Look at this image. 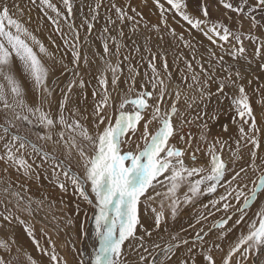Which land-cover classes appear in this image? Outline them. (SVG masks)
<instances>
[{
    "label": "snow or ice",
    "instance_id": "1",
    "mask_svg": "<svg viewBox=\"0 0 264 264\" xmlns=\"http://www.w3.org/2000/svg\"><path fill=\"white\" fill-rule=\"evenodd\" d=\"M29 2L36 4V0ZM62 3L67 15L51 0H40L41 8L51 9L55 13V18L48 15L47 11L44 15L56 26L55 31L61 33L63 44L71 49L74 65V78L69 81L66 89H60L58 108L53 113V93L57 84L52 80L50 86L49 75L55 70L54 65H61L62 72L67 69V65L62 57L57 59L55 53L49 51L21 22L19 17L24 15V8L19 0H0V118L3 120L0 123V163L4 165L3 175L0 176V264H21V253L25 257V264H45V257L47 264H69V260L60 255L55 241L43 228L41 232L48 238L50 247H45L37 239L34 225L21 217L20 213L32 217L33 213H38L45 206L50 208L55 203L43 193V199L22 194L20 189L27 193V185L18 182L21 178L32 181L41 188L43 185L40 181L43 178L59 189L61 204H65L64 196L69 193L75 198L71 207L72 215L66 214V224L74 227V217H78L83 211L81 235L89 239L94 237L89 252L83 249L78 251L71 241L65 243L64 247L69 248L75 257V264H232L234 254L242 246L246 245L241 252L245 259L249 252L259 253L264 249V158H261L259 165L256 163V150L260 148V127L251 100L252 94L259 96V117L264 122V83H260V76L255 74L257 71L264 74V38L255 34L258 27L264 29V23L255 15L259 10L264 19V0H199V16L188 11L185 0H165L168 8L161 0H153L160 12L158 23L145 19L143 13L132 6L131 0H127L126 7L112 3L116 18L107 16L100 34L103 55L94 54L103 64L97 78L100 90L99 93L93 90V110L87 115L82 114L79 107L69 105L72 89L76 86L83 89L85 81L79 71L81 52L77 44L80 32L70 20L73 0H62ZM142 3L147 5L148 0H142ZM213 4L217 11L221 6L225 10L217 18H213L211 14ZM100 7L101 0H95L94 7L88 6L91 16L84 17V22L80 25L86 26L88 33L93 30ZM172 12L190 26L189 31L196 30L210 42L211 46L205 47L199 58L192 40L185 39L182 32L177 33L169 25L168 13ZM61 19L67 22L72 34L71 41L62 32ZM117 21L120 25L117 32L121 39L111 35L108 27L116 25ZM126 21L131 23L130 32L134 36L141 28L145 31L144 48L151 56L148 64L152 75L139 89L136 86L139 70L131 63L130 55H124L123 60L119 59L121 48L126 47L121 43L125 36L122 26ZM245 21L249 24L247 31L244 30ZM162 27L192 52L191 59H184L185 67L180 70V83L173 85L171 89L169 84L172 73L168 71L167 56L162 57L165 74L162 77L154 62L156 53L149 47L152 39L150 33L163 39L160 35ZM245 41L255 45L251 55ZM109 42L114 50L110 49ZM132 46L137 53L140 52L135 40L132 41ZM215 48L219 49L220 54ZM112 56L117 57L115 63L111 60ZM226 56L231 62L225 59ZM254 60H258L255 70L252 67ZM124 61L129 62L127 86L125 89H118L124 72L121 67ZM83 63L85 66L89 64L86 55ZM108 73H111L112 92L109 91ZM243 81H247L248 85L255 81L259 86L250 94ZM185 88L199 95L189 96ZM97 95L99 100L96 99ZM182 95L189 108L199 100L206 109V101L213 97L221 103L225 99L229 101V110L234 112L231 120L238 124L240 136L235 141L236 150L229 149L231 167L220 154L228 141L219 136L209 141L210 128L207 121L199 125V142L207 143L209 160L206 165L196 166L197 153L203 149L199 142L193 147L191 132L186 134L187 139L182 134L184 124L192 123V120L186 121L184 114L179 112L178 103ZM84 98L86 99V95ZM209 119L218 120L219 116L213 113ZM17 122H25L29 131L32 128L42 129L34 135L43 143H37L29 135L20 134ZM221 127L224 132L229 130L228 124H222ZM177 136L184 147L170 143ZM241 140L246 145L251 144L253 150L250 151V163H242L237 168L236 162L243 161L239 154ZM46 144L51 145V150L45 147ZM61 149L63 158L58 154ZM73 153L79 157L76 163L82 173L74 170L69 163ZM186 153L191 167L185 163ZM10 169L18 174L16 180H13ZM165 173H169L164 179L169 182L170 193H174L181 184L188 183L185 203L204 194H214L218 187L224 188V193L210 203L213 207L222 204L225 216L215 220L207 230L201 227L195 232L193 239L184 238L176 232L170 234V239L163 247L159 243L146 246L145 238L150 239L153 231L159 232L162 228L167 231L163 202L159 211L152 206L160 193L149 194V190H154L156 184L163 183L158 178ZM194 177L198 178L188 179ZM230 197L238 207L229 202ZM254 202H257V211L253 218L245 222L247 234L241 232L236 242L229 245L226 255H222L217 261L213 249L220 252L223 249L216 240L223 239L241 225ZM33 204L36 205L35 208ZM81 204L93 209L91 217L87 210L82 209ZM204 207L207 208V205ZM169 208L171 218L175 220L179 200L172 199ZM149 212L151 216L148 215ZM209 215L213 213L209 212ZM206 219V216L201 215L195 223L200 224ZM89 221L93 225L91 236L85 227ZM16 225L23 226L25 234L41 254V259L34 258L18 243L14 231ZM189 227L194 229L195 225L190 224ZM213 229L221 230L215 239L210 237ZM205 237L209 239L206 240ZM181 247L185 249L183 255L173 262V257H176L177 250ZM149 248L153 251H149ZM156 249L159 251L154 254ZM157 257L162 258L158 260ZM236 264H240V261L237 260Z\"/></svg>",
    "mask_w": 264,
    "mask_h": 264
},
{
    "label": "rangeland",
    "instance_id": "2",
    "mask_svg": "<svg viewBox=\"0 0 264 264\" xmlns=\"http://www.w3.org/2000/svg\"><path fill=\"white\" fill-rule=\"evenodd\" d=\"M19 2L21 4V7L24 8V15L22 17H19L21 22L24 23L25 26H27L30 29V31L32 30L31 32L34 35H36L37 37H39V39H41L42 42L43 41L46 42V43L43 42L46 47L50 46L49 51L54 52V53L57 52L59 54V55H57V53L55 54L57 59L62 57L64 60V64L67 65V69L64 70L63 72L61 71V65H59V64L54 65L55 70L53 72H51L49 75L50 86H51L52 80H55L56 84H57L56 91L53 93V103H52V111H53V113H56L57 108H58V102L60 100V89L61 88L66 89L69 81L74 78L73 77V71H72L74 68V65L72 63L71 49L68 48L66 50L65 45H63V40L60 39L61 33H58L55 31L56 26L51 24V22L48 20L47 16L44 15V12L47 11L48 15L53 16L55 18V13L51 9L41 8L40 7V0H36L35 5L31 4L29 2V0H19ZM51 2L56 4L57 8L60 9V11L63 12L65 15H67V11L64 8L62 0H51ZM253 2H254V0H253ZM110 3H113V2H108L107 0H101V7L98 11L99 15H98L97 20L95 21L94 27H93L94 31L92 30L91 33H88L86 26L84 28V27H80V25L83 23L81 21H84V17L90 18V16H91V13L89 12V9H88L89 5H86V3L81 1V0H73V13H72V16L70 17V20L75 23L77 29L80 32V40L77 44V46L79 47V50L81 52V66H80L79 71H80V76L85 81V87L83 89H80L78 86H76L72 89V92L70 93L69 105L73 108L79 107L82 110V114H84V115H87L88 113H90L93 110V96H92L93 90L95 89L98 93L100 90L98 82H97V78L99 76V70H100V68L103 67V64H102V61L94 54L100 53L103 55V42L100 38V34L103 30L104 24L106 23V19L102 18V15L104 16V14L108 11V16H111L113 19L115 18V16H114L115 9L111 8L113 10H111V11H110V9L108 10V8H109L108 4H110ZM94 4H95V0H92L91 5L93 7H94ZM213 5H215V4H213ZM29 9H30V11H29ZM214 9L216 10V6L214 7ZM224 11L225 10L221 6L219 8V10L217 11L218 15L213 16V18L219 17L220 15L223 14ZM78 13H80V14H78ZM196 15L199 16L200 13L197 12ZM231 15H233L235 17L234 13H232ZM255 15L257 16V19H261V22L264 23V19H262V14L259 10H257ZM27 17H28V19H27ZM14 18H16V16H14ZM41 19L43 21H41ZM44 21H46L45 29H47V34H48L47 38L44 37V35L42 36L43 30H42V25L40 23H42ZM98 23H100V24H98ZM97 24L99 25V27ZM33 26H34V28H32ZM60 26H61L62 32L63 33L65 32V34L67 33L66 38L70 39V41H71L72 34L68 29L67 22L64 21L63 19H61L60 20ZM115 26L117 28L120 25H118V24L108 25L110 34L113 36H117V39H120L118 32H115V31H117ZM48 27H50V28H48ZM122 27L124 28V32H125L126 37L125 36L123 37V39H125V40L123 41V39H122L121 43L123 45L126 44V47H122L121 50L124 51L126 53V55H130L131 63L139 70V75L136 77V79H137V85L136 86L139 89L140 85L145 82L144 81L145 80L144 77L146 76L145 73L150 72V73H147V74H149V77L152 75V69H151V67H149V64H148V61H149V59H151V56L149 53L147 54V51L144 48L143 37L146 33H144L145 31L141 28L140 32H142V33L138 32L139 34L137 33L134 36L130 32L131 23L127 22V21L125 22V24ZM171 27L175 28L177 33H181L182 30L184 31V29H187L190 26L187 25V23H185L181 26L180 30L176 26H171ZM37 29H39V30L37 31ZM48 29H49V31H48ZM248 29H249V24L247 21H245L244 22V30L247 31ZM50 30L53 33H51ZM96 30H97V32H96ZM164 30L162 27L161 28L162 33H160V35L163 36L162 40L159 39L155 33H153V34L150 33V35L152 34L151 35L152 39H151V41H149V47H151L152 52L156 53V60L154 62L156 64L157 70L160 72V75L162 77L165 74H164V70L162 68V58L161 57L165 56V55L167 56L168 71H170L172 73V80H171V83L169 84V88L171 89V87L173 85L180 83V75H179L180 70L183 67L184 59L189 58L190 54H187L189 52L188 51L189 48L183 47L180 49L177 47L176 43H170L169 40H166V38H165L166 36L164 35ZM183 31H182V33L186 37V35ZM194 31H196V30H194ZM197 33H199V32H197ZM255 34L257 36H260L261 38H264V29H261L260 27H258L255 30ZM39 35H41V36H39ZM54 35H56V36H54ZM187 35H189V34H187ZM49 36L51 37L52 41H55V43L50 41ZM55 38L58 40H56ZM44 39L45 40L48 39L49 42H48V40L45 41ZM133 40H135L136 44L140 47L139 53H137L132 46ZM59 41L62 42L61 45L65 49L64 51H60V49H57L59 47L58 45H60ZM198 41H203L204 43H202V45H206V44L210 43L206 37H203L201 40H198ZM123 42H125V43H123ZM196 43H195V45L197 47L196 50H199L200 49L199 47L202 45H201V43L199 44V42H196ZM109 44H110V49L114 50V46L112 45V43L109 42ZM56 46H58V47H56ZM245 46L248 49L249 55H251V53L254 51L255 45L250 41H245ZM51 47H54L53 48L54 50L53 49L51 50L50 49ZM163 49H164V51H163ZM178 49L182 50L183 56H185L186 58L183 59V58L172 56L170 54L171 52H175ZM214 50L217 51L219 49L215 48ZM61 52H62V54H61ZM64 53L66 54L65 57H64ZM262 53H264V49H262ZM85 55L89 59V64L87 66H85L83 63V57ZM199 55H200V52H197V58L200 57ZM123 58H124V56L121 54L119 59L123 60ZM225 59L229 60V58L227 56L225 57ZM111 60L113 63H115V61L117 60V57L112 56ZM229 62H231V61L229 60ZM128 63H129L128 61H124V63L121 65V67L124 69V72H123V75H121V77H120V83L118 84V89H125L127 86V80H128V75H129L128 74ZM252 67L254 70L258 67V60H254ZM255 74L260 76V83H264V74H261L258 71ZM108 78H109V91L112 92L111 73H108ZM243 82L245 83V81H243ZM245 86H246V91H248L251 94V93H253V89L258 87L259 84H257L255 81H253V84L251 86L248 85L247 83H245ZM184 90L188 91V94H190L189 96H191L193 94H195L197 96L199 95L198 93H194V91L188 90L186 88ZM213 91H215V86H213ZM85 95H86V99L84 98ZM113 95H115V93H113ZM29 96H31V93H29ZM96 99L99 100V95H97ZM251 100H252L253 108H255L254 110L257 113V118H259L258 119V125L260 127V133H259L260 148L256 150L257 156H258L256 163L259 165L261 163V158H264V122H262L260 120V117H259V110H260L259 105H258L259 96L256 94H252ZM117 103H118V101H117ZM150 103H151V101H150ZM206 103H207V108L205 109L204 105L199 100H197L196 102H194L192 104V107H191L192 109H191L187 106V103L183 99V95H182V97L178 103L179 112L184 114V119L186 121L192 120L191 124H189V125H188V123L184 124L183 129H182V134H185V139H187L186 134L191 132L192 136H193V147H195L196 144L199 142V133H200L199 125L202 124L204 121H207L209 124V128H210V133L208 135L209 141H212L213 138L217 137V136H219L222 140L228 141L227 145L224 146V148L220 154H221L223 159H225L226 161L229 162V166L231 167L232 166L231 165V152L229 151V149H231L232 151H235L236 150L235 141L240 138L239 131H238V124L233 123L231 120V117L234 115V112L229 111V101L227 99L223 100V102L221 103L217 100L216 97H213L210 101H206ZM85 109H86V111H84ZM109 111H112V110L110 109ZM213 113H216L219 116L218 120L209 119V117H211ZM222 113H223V115H222ZM198 115H199V117H201V119H194L195 117H198ZM216 121L218 123H216ZM2 122H3V120H2V118H0V123H2ZM225 122H227V123H225ZM221 123L222 124H228L229 125L228 128H230V127L231 128L227 132H224L222 130V127H220L222 125ZM17 128L19 129L20 134L29 135L30 139L36 141L37 143H43L42 141L37 140L36 136L34 135L35 132L42 131V129L32 128L31 131H29L28 130L29 126L25 122H17ZM214 128H217L218 130L214 129ZM246 128H247V126H246ZM246 128H245V130L247 132L248 128L247 129ZM232 134H234V135H232ZM170 143L176 144L178 147H184V144L179 141L178 136L175 139L171 140ZM199 143H200V147L203 149V151L197 153V156L199 157V155H200V161H202L204 163V165H206L208 160H209V157L207 156L208 145H207V143H204V142H199ZM45 147L48 148L49 150H51L50 144H46ZM87 150L88 149L86 148V151ZM251 150H253L252 145L251 144L246 145L245 141L241 140V146L239 149V154L243 157V161H237L236 162L237 168H239L242 163L243 164L250 163V160H251L250 151ZM58 154L61 155L63 158V150L62 149L60 150V152H58ZM89 155H91L90 151H89ZM186 157H188L187 153H186L184 159ZM78 159H79V157L75 153H73L72 158L70 159L69 163L72 164L74 170L80 171L82 173V169L78 168L77 163H76L78 161ZM3 167H4L3 163H0V176L3 175V172H2ZM9 171L11 172L13 180H16L18 174L14 170L10 169ZM249 174L251 175V170H249ZM167 175H169V173H165L163 176L158 178L159 180L163 181L162 184H156L154 190H152V189L149 190V194H154L155 192L160 193V195L157 196L156 199L152 202V206L155 207L157 209V211H159L160 210V204H161V202H163L164 213H165V217L167 219V231H165L164 228H162L159 232L153 231V235L150 239L147 237L145 238V240L147 241L145 243L146 245H151L153 243H159L161 245V247H163L164 244L170 239V234H174L176 232H179L180 235L184 238L193 239L195 236V232L198 231L201 227H203L205 230H207L208 227L215 220L224 218V216H225V212L222 208V204L217 205L216 207H213L212 204L210 203V201L216 200L219 195L224 193V188L218 187L217 192L214 194H204V195H201L197 198H194L192 202L185 203L184 202V195H185V193L188 192V183L185 182V183L181 184V186L174 193H170L168 190L169 186H170L169 182L164 179V176H167ZM195 178H198V177L188 178V179L192 180ZM18 182L21 184L27 185V193H25L23 189H20L22 194L30 195L35 199H43L44 196L41 195V193H43V194L47 195L50 200L55 201V203L50 208L45 206L38 213H33L32 217H29L26 213H20V215L23 219L29 221L30 223H32L34 225L36 237H37V239H39L41 241L42 244H44L45 247H50V245L48 244V238L46 236H44L43 233L41 232L42 228L44 229V232H46L48 234V236H50L51 239L53 241H55L57 251L60 253V255L65 256L69 260V264H75V257L71 253L69 248L64 247L65 243L68 241H71V243H74L76 245V248L78 251L83 249V251L89 252L90 245L92 243V239H94L93 237H92V239H89V238H86L83 235H81L80 223L84 219L83 211L80 213V215L78 217H74L76 219V225L74 227L68 226L66 224V214L72 215L71 207H72V204L75 203V198L71 197L72 195L69 193L68 195L64 196V201H65V204L67 206H65V204H61L60 199H59L61 193H60L59 189L55 188L52 184H49L47 181L43 180V178H41V181H40V184L43 185L42 188L39 187L38 184H36L32 181H25L23 178L19 179ZM250 186L251 185H249V187ZM245 191H247V189H245ZM188 194L190 195V193H188ZM70 197H71V199H70ZM73 198H74V200H73ZM174 198L179 200V208H178V214H177L175 220H172L169 204L171 203L172 199H174ZM242 199L243 198H241V202H242ZM142 200H143V197H142ZM229 202H231L233 205H235L237 207L239 206L236 204V201L234 199H232L231 197L229 198ZM254 203L256 204V202H254ZM254 203H253V205H255ZM204 205H207V208H205ZM253 205L251 207L252 209L255 208V206L253 207ZM11 206L12 205H10V207ZM35 207H36V205L33 204V208H35ZM81 207H82V209L87 210L88 216L91 217V215L93 213V209L84 205V204H81ZM251 208L248 210V214L245 217V221H242L241 225L234 228L223 239L216 240V243H218V244L220 243V246L223 249V252L217 251L215 248L213 249V255L216 257L217 261H219V259L222 255H226L228 248H229V245L234 244L236 242V240H237V238L241 232H244V234H247V227H246L245 222L249 221L250 218H253V214H254V213L250 214ZM217 209H219V210H217ZM0 210H2V209H0ZM141 211H142V215H143L144 214L143 204L141 205ZM209 212L213 213V215H209ZM230 213H231V209L229 210V214ZM148 215L151 216V213L149 212ZM191 215H192V217H191ZM201 215L206 216L207 219L201 221L200 224H196L195 223L196 220ZM54 217H55V219H54ZM235 218L236 217H233V219H235ZM150 222H151V219L149 220V223ZM190 224H194L195 228L194 229L190 228L189 227ZM91 225H92L91 221H89L85 225L88 232H89ZM230 225H231V221L229 222V226ZM181 229H187V231H181ZM14 231L16 234L17 241L22 246V248L24 250L28 251L29 253H31V255L34 258L41 259V254L36 251L35 246L31 243V241H29V238L27 237V235L24 232L23 226L16 225ZM216 231H219V233H217ZM220 231L221 230L213 229V232L210 233V237L215 239V237L220 234ZM205 239L207 240V239H209V237H205ZM243 247H246V245L242 246L240 251H238L237 253L234 254L232 264H236L237 260L240 261V264H264V249H261V251L259 253L249 252L247 259H245L241 255V252H243ZM13 251L15 254V250H13ZM149 251H153V249L149 248ZM158 251H159V249L154 250V254H155V252H158ZM184 251H185V249L183 247L178 249L176 257H173V262H175L178 257L182 256ZM161 258L162 257H157L158 260ZM20 260H21V264H25V257L23 256V253H21ZM44 260H45V264H47L46 257L44 258ZM198 261H199V258H198Z\"/></svg>",
    "mask_w": 264,
    "mask_h": 264
},
{
    "label": "bare ground",
    "instance_id": "3",
    "mask_svg": "<svg viewBox=\"0 0 264 264\" xmlns=\"http://www.w3.org/2000/svg\"><path fill=\"white\" fill-rule=\"evenodd\" d=\"M81 1H83V2H85L86 3V5H91V3H92V0H81ZM108 2H113V3H115L117 6H119V7H126V5H127V0H107ZM28 2V1H27ZM185 2H186V4H187V6H188V11L189 12H191L192 14H194V15H196V13L198 12L197 11V6H198V2H199V0H185ZM24 3V2H23ZM161 3H165V0H161ZM131 4H132V6L133 7H136L137 8V11H139V12H142L143 13V15H144V17H145V19H147V20H149L151 23H158L159 21H160V12H159V9L155 6V4L153 3V0H148V3H147V5H144L143 3H142V0H131ZM85 5V4H84ZM111 5H112V3H110V4H108V6H109V8H108V10L110 9V11L111 10H113V9H111L112 7H111ZM165 7L166 8H168L169 7V5H167L166 3H165ZM214 7H215V5H213V8L211 9V14H212V16H217L218 15V13H217V10H215L214 9ZM87 8V7H86ZM105 8V7H104ZM89 9V8H88ZM99 11V10H98ZM86 12V11H85ZM101 12V11H100ZM105 12V11H104ZM76 13V12H75ZM82 13V12H81ZM78 14H80V13H78ZM110 14V13H109ZM129 14H131V12H130V10H129ZM101 15V14H100ZM108 16V11L104 14V16L102 15V18H104V19H106V17ZM114 16H115V18H116V15L114 14ZM80 17V16H79ZM26 18V17H25ZM24 18V19H25ZM33 18V17H32ZM114 18V19H115ZM27 19H28V17H27ZM139 19V18H138ZM41 21H43L42 19H41ZM81 22H84V21H81ZM79 23V22H78ZM168 23H169V25H171V26H176L179 30H180V28H181V26L183 25V24H185L186 22H184L183 20H182V18L178 15V14H176V13H174V12H172V13H168ZM41 25H42V36L44 35V37H48V34H47V29H45V26H46V21H44V22H42V23H40ZM52 24V23H51ZM81 24V23H80ZM98 24H100V23H98ZM97 24V25H98ZM117 24L119 25V21H117ZM33 25V24H32ZM31 25V26H32ZM103 25V24H102ZM104 26H105V24H104ZM27 27V26H26ZM51 27V26H50ZM50 27H48V28H50ZM54 27V26H53ZM98 27H99V25H98ZM32 28H34V26L32 27ZM52 28V27H51ZM85 28V27H84ZM115 28H116V26H115ZM127 28V27H126ZM83 29V28H82ZM114 29V28H113ZM117 29V28H116ZM129 29V28H128ZM30 30V29H29ZM39 29H37V31H38ZM163 30H164V28H163ZM32 31V30H31ZM48 31H49V29H48ZM54 31V30H53ZM94 31V30H93ZM183 31V30H182ZM181 31V32H182ZM50 32H51V30H50ZM96 32H97V30H96ZM115 32H117V31H115ZM184 33H185V35H186V37H185V39H191L192 40V42H193V44H195L196 42H199V44L201 43V45H202V43H204L203 41H198V40H201L204 36L202 35V34H199V33H197L196 31H194V30H191V31H189V28H187V29H184V31H183ZM51 33H53V32H51ZM50 33V34H51ZM65 33V32H64ZM140 33H142V32H140ZM145 33V32H144ZM162 33V32H161ZM115 34V33H114ZM139 34V33H138ZM153 34V33H152ZM151 34V35H152ZM187 34H189V35H187ZM66 35H67V33H66ZM163 35V34H162ZM164 35L166 36L165 38H166V40H169L170 41V43H176V45H177V47L178 48H183V47H185L184 46V44L182 43V42H180L179 40H176V39H173L169 34H168V31L165 29L164 30ZM39 36H41V35H39ZM54 36H56V35H54ZM53 36V37H54ZM58 36V35H57ZM50 37V36H49ZM126 37V36H125ZM129 37V36H128ZM131 37V36H130ZM38 39H39V37H38ZM56 39V38H55ZM61 39V38H60ZM121 39V38H120ZM41 40V39H40ZM43 40V39H42ZM45 40V39H44ZM48 40V39H47ZM47 40H45V41H47ZM56 40H58V39H56ZM125 39H123V41H124ZM50 41H52V40H50ZM138 41V40H137ZM44 42V41H43ZM48 42H49V40H48ZM83 42V41H82ZM206 42V41H205ZM44 43H46V42H44ZM59 43H60V45H58V46H56V47H58L57 49H60V51H64L65 49L63 48V46L61 45L62 44V42L61 41H59ZM123 43H125V42H123ZM208 43V42H207ZM86 44V43H85ZM139 44V43H138ZM197 44V43H196ZM53 45V44H52ZM64 45V44H63ZM171 45V44H170ZM88 46V45H87ZM125 46H126V44H125ZM175 46V45H174ZM209 46H211L210 45V43L209 44H206V45H202V46H200L199 48V50H196L197 52H200V55L202 54V53H204V50H205V47H209ZM49 47L50 46H48L47 48L49 49ZM153 47V46H152ZM166 47V46H165ZM54 47H51L50 49L52 50ZM65 48H66V50L68 49V47H66L65 46ZM151 48V47H150ZM158 48V47H157ZM186 49V48H185ZM196 49H197V47H196ZM202 49V50H201ZM54 50V49H53ZM57 51V50H56ZM163 51H164V49H163ZM162 51V52H163ZM171 51V50H170ZM175 51V50H174ZM188 53L187 54H190L189 55V58H187V59H191L192 58V52L190 51V49H188ZM95 52V51H94ZM169 52V51H168ZM54 53V52H53ZM57 52H55V54H56ZM159 53V52H158ZM217 53L218 54H220V51L219 50H217ZM61 54H62V52H61ZM121 54L124 56V55H126V53L124 52V51H122L121 50ZM143 54V53H142ZM147 54H148V52H147ZM172 56H175V57H179V58H186L185 56H183V52H182V50H176L175 52H171L170 53ZM186 54V53H185ZM57 55H59L58 53H57ZM65 53H64V57H65ZM160 55V54H159ZM164 55V54H163ZM199 55V56H200ZM63 56V55H62ZM161 56V55H160ZM187 56V55H186ZM145 57V56H144ZM147 57V56H146ZM163 57V56H162ZM161 57V58H162ZM70 58V57H69ZM139 58V57H138ZM141 61V60H140ZM145 63V62H144ZM145 65V64H144ZM185 67V64L183 63V67H182V69ZM179 71V70H178ZM147 73H150V72H147ZM180 75V74H179ZM151 77V76H150ZM149 74L147 75V76H145L144 77V81H146V80H148L149 78ZM95 79V78H94ZM91 83V82H90ZM245 83H247V81H245ZM251 86V85H250ZM250 90V89H249ZM190 95V94H189ZM174 98V97H173ZM225 102V101H224ZM209 103V102H208ZM198 104V103H197ZM218 104V103H217ZM220 104V103H219ZM186 105V104H185ZM210 107V106H209ZM212 107V106H211ZM192 109V108H191ZM215 109V108H214ZM218 109V108H217ZM226 109V108H225ZM255 109V108H254ZM216 110V109H215ZM257 110V109H256ZM194 111V110H193ZM230 111V110H229ZM260 111V110H259ZM197 114V113H196ZM229 114V113H228ZM222 115H223V113H222ZM199 116V115H198ZM230 116V115H229ZM224 117V116H223ZM187 118V117H186ZM222 118V117H221ZM225 118V117H224ZM203 119V118H202ZM228 119V118H227ZM238 119V118H237ZM258 119L259 118H257V122H258ZM195 122V121H194ZM214 122V121H213ZM212 123V122H211ZM216 123H218L217 121H216ZM225 123H227V122H225ZM229 123V122H228ZM222 124V123H221ZM189 125V124H188ZM229 126V125H228ZM216 127V126H215ZM221 127V126H220ZM231 128V127H230ZM229 128V129H230ZM246 128V127H245ZM213 129V128H212ZM214 129H217V128H214ZM247 129V128H246ZM218 130V129H217ZM246 131V130H245ZM231 132V131H230ZM232 135H234V134H232ZM236 136V135H235ZM239 138V137H238ZM240 139V138H239ZM185 163H186V165H188L189 167H191L192 165H191V162H190V158H189V156L188 157H186L185 158ZM201 164H204L202 161H200V155H199V157H198V161H197V165L196 166H199V165H201ZM71 196V195H70ZM72 197V196H71ZM71 197H70V199H71ZM214 199V198H213ZM73 200H74V198H73ZM223 203V202H222ZM255 204V203H254ZM10 206V205H9ZM255 206V208H251V210H250V214H252V213H255L256 211H257V202H256V204L255 205H253V207ZM197 212V211H196ZM191 217H192V215H191ZM199 218V217H198ZM150 220V219H149ZM183 221V220H182ZM151 223V222H150ZM209 223V222H208ZM179 225V224H178ZM177 225V226H178ZM181 227V226H180ZM92 228H93V226L91 225V227H90V229H89V234L91 235V232H92ZM217 233H219V231H216ZM94 238V237H93ZM26 240V239H25ZM30 241V240H29ZM28 241V242H29ZM90 242V241H89ZM147 241L145 240V243H146ZM127 243V242H126ZM220 244V243H219ZM147 246V245H146Z\"/></svg>",
    "mask_w": 264,
    "mask_h": 264
}]
</instances>
